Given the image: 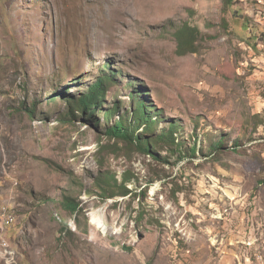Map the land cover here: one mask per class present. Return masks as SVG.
Wrapping results in <instances>:
<instances>
[{
	"label": "rangeland",
	"instance_id": "374dc122",
	"mask_svg": "<svg viewBox=\"0 0 264 264\" xmlns=\"http://www.w3.org/2000/svg\"><path fill=\"white\" fill-rule=\"evenodd\" d=\"M139 102L182 155L107 137ZM0 264H264V0H0Z\"/></svg>",
	"mask_w": 264,
	"mask_h": 264
},
{
	"label": "trees",
	"instance_id": "16d2710c",
	"mask_svg": "<svg viewBox=\"0 0 264 264\" xmlns=\"http://www.w3.org/2000/svg\"><path fill=\"white\" fill-rule=\"evenodd\" d=\"M232 1V0H230ZM197 29H192L191 27H185L184 32L182 33L180 45L184 48H193L196 45L195 34ZM113 82L110 77H101L97 83L92 85L89 92L85 93L83 97L79 98L74 104L82 111L83 115L90 116L91 120H95V115L97 111L100 110V106L105 102V98L109 91V83ZM136 99L135 95L133 96ZM70 103H73L71 100H68ZM150 108H147L146 103L139 102V107L136 109V112H130V115L133 116V121L129 122L127 116H121L118 121L115 122L114 125L108 127L106 131V135L109 138H114L117 140H122L126 143L128 147H135L141 153L146 155H155L156 146H167L172 152L177 155H182L184 153V146L181 145L180 142L176 141L175 135L178 133V126H170L166 128L161 133H158L156 127L158 125L157 121L153 119L150 115ZM129 115V113H127ZM107 117L110 118L112 116L111 112L106 113ZM134 123H138L139 126L136 130L132 129ZM97 123L96 125H98ZM140 127H144L147 130L148 134L140 135L136 134ZM153 130V132H152ZM157 134V135H155ZM223 147V142L221 140L216 141L213 145H211L210 149L212 152L219 153ZM203 152V148H199L196 143L191 149V155L196 156L199 152ZM129 180H124V196H127L130 191L126 189V183H129ZM114 185L108 180L106 184L101 187L104 194L111 193L112 197H115L117 194L113 190ZM118 192V191H116ZM63 209L65 211L71 212L73 214L81 212V206L79 203L74 201H68L62 203ZM13 225V224H12ZM11 226V225H10ZM80 229V225L76 226ZM84 233H87L82 229Z\"/></svg>",
	"mask_w": 264,
	"mask_h": 264
},
{
	"label": "bare ground",
	"instance_id": "6f19581e",
	"mask_svg": "<svg viewBox=\"0 0 264 264\" xmlns=\"http://www.w3.org/2000/svg\"><path fill=\"white\" fill-rule=\"evenodd\" d=\"M7 223H8V224H11V223L13 224V221H12L11 219L8 218V222H7Z\"/></svg>",
	"mask_w": 264,
	"mask_h": 264
}]
</instances>
